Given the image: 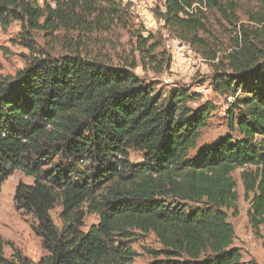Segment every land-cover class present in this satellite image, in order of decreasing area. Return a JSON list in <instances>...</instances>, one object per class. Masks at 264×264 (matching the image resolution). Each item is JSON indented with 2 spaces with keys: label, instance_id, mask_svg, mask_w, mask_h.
Wrapping results in <instances>:
<instances>
[{
  "label": "trees",
  "instance_id": "16d2710c",
  "mask_svg": "<svg viewBox=\"0 0 264 264\" xmlns=\"http://www.w3.org/2000/svg\"><path fill=\"white\" fill-rule=\"evenodd\" d=\"M162 1L155 15L164 28L217 61L210 85L227 103L228 133L212 145L198 146L214 110L191 106L201 95L164 92L134 73L140 63L162 74L171 58L155 54L159 44L134 28L121 1L0 0L1 29L18 23L12 42L42 54L0 78V187L17 170L33 178L17 187L15 205L36 219L45 252L37 262L19 251L6 257L0 236V264H135L137 233L162 246L150 264H255L234 245L229 212L239 214L240 172L264 249V0H248V24L234 0ZM211 14L238 27L221 58L207 39ZM118 31L134 39L121 65L110 39ZM131 151L142 161L133 164ZM89 215L99 222L85 231Z\"/></svg>",
  "mask_w": 264,
  "mask_h": 264
},
{
  "label": "rangeland",
  "instance_id": "374dc122",
  "mask_svg": "<svg viewBox=\"0 0 264 264\" xmlns=\"http://www.w3.org/2000/svg\"><path fill=\"white\" fill-rule=\"evenodd\" d=\"M123 6H127L133 16V26L136 30H142L143 35L153 37L152 43L159 44L156 50L157 55L165 52L171 58L173 41L178 40L167 29L164 28V23L156 18L155 11L162 7V0H119ZM239 5L238 17L240 24H248V17L254 5L248 0H234ZM42 3L43 0H40ZM209 34L207 39L211 47L217 52L219 58L228 54L234 46V40L237 32V26L223 20L217 14L209 16ZM21 32V27L18 23H14L8 30H2L0 27V78H12L19 71L25 69L33 57H41L42 54L36 53L34 50L27 49L19 41L13 43ZM112 42L117 49L114 51L115 65H121V55L131 56L130 51L133 46L134 39L131 38L128 31H118L110 36ZM40 45V46H39ZM38 48L49 49L50 45L44 40H39ZM196 52V50H194ZM116 54V55H115ZM204 63H198L193 68L185 67L177 71L164 70L162 74L157 73V67H144L139 63V66L134 73L146 81H154L157 89L162 88L164 92H171L174 88L191 89L192 93L198 92V88L202 87L205 90V95L202 94L200 100L191 103L193 108L200 105L208 104L214 110L207 120V125L202 129L201 138L198 142L199 148L203 145H212L220 138L228 133L226 101L218 96L211 88L212 75L217 61H212L203 58L201 54L196 52ZM139 60V54L136 53ZM144 64V62H143ZM167 80V82L165 81ZM195 156V151L192 152ZM130 161L135 164L142 161V155L137 151L130 152ZM235 178L239 182V214L237 216L229 212V222L233 225L236 239L234 245L241 250L243 261L246 263L253 262L255 264H264V249L262 246L263 240L258 238V235L251 228L247 212L249 203L244 200V190L240 182V172L235 174ZM33 178L26 176L22 171H15L0 187V236L5 242L4 254L6 257H11L15 251L21 252L26 257L33 261H39L45 254L42 249L41 239L33 231V226L36 224V219L33 215H25L16 209L15 193L20 184L32 185ZM61 208L56 206L50 215L53 222L58 226H62L59 219ZM99 218L96 215H89L85 220V228L87 231L91 226L97 225ZM260 233L264 236V227ZM129 245L139 254L135 264H150L154 261V253L162 250V246L153 234L143 235L137 233L130 241Z\"/></svg>",
  "mask_w": 264,
  "mask_h": 264
},
{
  "label": "built area",
  "instance_id": "2783aa9c",
  "mask_svg": "<svg viewBox=\"0 0 264 264\" xmlns=\"http://www.w3.org/2000/svg\"><path fill=\"white\" fill-rule=\"evenodd\" d=\"M194 50L195 49L188 43L182 42L180 40L173 41L169 70L177 71L185 67L193 68L198 63H204L205 60L198 56ZM165 81L167 82L166 79ZM197 93L201 96L202 94L205 95L204 88L199 87Z\"/></svg>",
  "mask_w": 264,
  "mask_h": 264
}]
</instances>
